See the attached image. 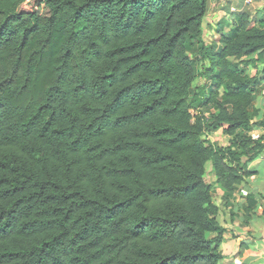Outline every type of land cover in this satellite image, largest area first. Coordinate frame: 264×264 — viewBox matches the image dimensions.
I'll return each mask as SVG.
<instances>
[{"label": "trees", "instance_id": "16d2710c", "mask_svg": "<svg viewBox=\"0 0 264 264\" xmlns=\"http://www.w3.org/2000/svg\"><path fill=\"white\" fill-rule=\"evenodd\" d=\"M205 12L0 0V264H220L205 165L226 205L264 157V23L234 15L214 49Z\"/></svg>", "mask_w": 264, "mask_h": 264}, {"label": "crops", "instance_id": "0c3cea01", "mask_svg": "<svg viewBox=\"0 0 264 264\" xmlns=\"http://www.w3.org/2000/svg\"><path fill=\"white\" fill-rule=\"evenodd\" d=\"M240 12H246L248 14L251 25L260 20H263L264 23V0H206V12L201 24V37L204 44L208 47L218 49L221 46V37L230 34L234 28V15ZM205 84L207 83H204L203 85ZM254 163L262 166V170H258L257 175H252L245 183L238 186L233 193L232 200L225 205V207H227L226 210L228 211L229 222L231 225L229 228L223 226L225 228L223 235L224 242L220 245L223 259L220 263L226 258V254L223 252V246H229L232 242L234 243V245L231 246L233 247L232 249H235L236 245L238 246V249L235 252H237L239 256L236 259L241 261L242 264L246 263L244 261L248 258L245 257L247 251L251 253L255 252L258 254L257 256L262 255V252H257L254 249L252 251L251 245L249 244L250 239L246 238L247 231L251 229L252 225H244L242 224L243 221H240L241 214H243L242 205L247 204L245 197L248 193H253L257 202L255 211L251 218H255L258 213L262 214L263 212L262 206L264 205V199L261 198L258 193H262L263 195L264 188L262 187V189H259L258 186V189L256 190L253 182L255 181L254 177H256V179L260 178V180L264 182V157L258 158L254 161ZM217 190L220 191L221 194L223 193L219 187ZM233 234L238 236L235 239L236 242L233 239L229 241V239H231V235ZM260 243H262V241Z\"/></svg>", "mask_w": 264, "mask_h": 264}, {"label": "rangeland", "instance_id": "374dc122", "mask_svg": "<svg viewBox=\"0 0 264 264\" xmlns=\"http://www.w3.org/2000/svg\"><path fill=\"white\" fill-rule=\"evenodd\" d=\"M248 73L250 74H255V69H248ZM207 80L203 79V77H198L194 81V86L200 87L202 86ZM263 98H262V92L257 94V98L255 101V106L258 108H261L263 106ZM193 114H195V111H192ZM261 132L259 128H255L252 130V135L253 136H258V134ZM208 141L213 143V144H219V145H226L228 141V136L222 132L221 129L211 133L208 137ZM251 166H253L257 171L254 175L258 174V170H262V166H259L257 163H252ZM205 180L207 183L211 185V193H212V200L213 202L218 206V214H217V220L222 226H226L227 228L230 227L231 223L229 222V216H228V211L226 210L227 207H225L224 200L222 199V194L220 191L217 190V186L214 185V176H213V171L211 168V164L209 162L206 163L205 165ZM254 177V176H253ZM250 178V177H249ZM255 181L253 182V185L255 189L257 190L258 186L259 189L264 188V182L260 180V178L256 179L254 177ZM261 198L264 199V194L258 193ZM264 204V203H263ZM263 212L262 214H259L254 218H249L247 225H252L251 229L247 231L246 238L250 239V245L253 249L257 252H262V255L257 256L258 254L255 252H249L247 251L245 254V257H248L244 262V264H264V205L262 206ZM260 212V211H259ZM241 222L243 220V214H241L240 218ZM246 225L245 223H242ZM253 227V229H252ZM262 230V231H260ZM249 234V236H248ZM238 236L233 234L231 235V241L232 239L235 241V239ZM262 241V243H260ZM236 242V241H235ZM234 245V243H230L228 246H223V252L226 254L225 260H223L220 264H242L241 261L236 259L239 255L237 252H235L238 249V246H235V249H232L231 247ZM231 247V248H230ZM235 252V253H234ZM242 257V256H241ZM236 261V262H235ZM240 262V263H239Z\"/></svg>", "mask_w": 264, "mask_h": 264}]
</instances>
